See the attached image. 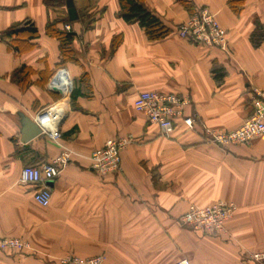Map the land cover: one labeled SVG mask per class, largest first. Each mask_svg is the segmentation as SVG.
I'll return each mask as SVG.
<instances>
[{
  "label": "crops",
  "instance_id": "0c3cea01",
  "mask_svg": "<svg viewBox=\"0 0 264 264\" xmlns=\"http://www.w3.org/2000/svg\"><path fill=\"white\" fill-rule=\"evenodd\" d=\"M44 1L0 0V237L32 248L0 250V264L99 255L106 264H176L184 257L192 264H244L264 252V136L229 148L205 136L206 129H239L256 92L264 91V0H188L189 8L179 0H143L171 30L157 42L119 17V0H72L76 21L67 7ZM202 7L227 32V53L176 35ZM56 21L57 29L70 25L75 34L67 61L47 31ZM60 68L74 83L60 145L43 135L23 143L20 114L34 121L61 100L48 89ZM141 92L188 98L184 117L195 119V128L180 118L173 135H163L135 110ZM128 135L136 141L121 154V172L97 174L92 153ZM64 151L70 162L43 208L35 188L20 184L21 171ZM215 202L238 208L225 234L180 225L191 204Z\"/></svg>",
  "mask_w": 264,
  "mask_h": 264
},
{
  "label": "built area",
  "instance_id": "2783aa9c",
  "mask_svg": "<svg viewBox=\"0 0 264 264\" xmlns=\"http://www.w3.org/2000/svg\"><path fill=\"white\" fill-rule=\"evenodd\" d=\"M65 30L71 32L70 25H66ZM176 35L196 44L228 52V34L207 7L200 8L189 20L181 24L177 28ZM73 87V80L66 68L58 69L48 83L50 91L59 92L61 96L59 102L68 100ZM59 102L34 119L41 134L58 145L62 139L61 124L65 119L66 111L61 115L58 123L51 121L49 111ZM188 105L190 100L186 97L158 92H141L134 102L135 110L143 114L150 124L158 126L161 133L168 137L175 132V123L180 118L189 129L195 128V119L184 117V111ZM205 136L207 142L223 148L249 145L255 138L264 136V91L256 92L252 100V115L239 129L228 133L206 129ZM135 141L132 135L108 140L103 148L92 153L90 160L93 170L100 176L119 174L122 170L121 154ZM69 162L70 154L64 151L51 163L25 166L20 174V184L35 188L36 203L43 208H48L52 199L50 184L60 176ZM237 210L235 204L225 202H215L208 206L191 204L179 223L182 227L195 231L222 235L227 232V223ZM0 250L29 252L32 248L30 243L23 239L0 237ZM106 260L105 255L91 258L66 256L59 260V264H106ZM176 264H192V262L184 257ZM244 264H264V252L250 254Z\"/></svg>",
  "mask_w": 264,
  "mask_h": 264
},
{
  "label": "trees",
  "instance_id": "16d2710c",
  "mask_svg": "<svg viewBox=\"0 0 264 264\" xmlns=\"http://www.w3.org/2000/svg\"><path fill=\"white\" fill-rule=\"evenodd\" d=\"M69 0H45V5L48 8H65ZM183 2L188 8V0H179ZM121 11L119 17L128 23H138L139 26L145 31L147 37L157 42L165 39L170 35L171 30L165 26L161 19L150 11L144 4L143 0H119ZM95 23V18H92L89 22V26ZM58 21L49 23L47 27L48 34L51 37L57 38L60 42V48L64 56V61L69 60L71 55V45L75 38L73 32H63L57 29ZM19 32L18 30H12L7 35ZM215 78L220 83L222 77L215 71ZM74 84V83H73ZM74 97V92L72 98Z\"/></svg>",
  "mask_w": 264,
  "mask_h": 264
},
{
  "label": "water",
  "instance_id": "95a60500",
  "mask_svg": "<svg viewBox=\"0 0 264 264\" xmlns=\"http://www.w3.org/2000/svg\"><path fill=\"white\" fill-rule=\"evenodd\" d=\"M67 8H68L71 21H76L78 19L77 10L72 0H69L67 2ZM54 93L59 94V92L56 90L54 91ZM20 116L22 118V125H23V130H22V137H23L22 142L23 143H28L34 138L42 135L40 128L33 120H31L30 118L26 117L23 114H20ZM51 185L52 184H50V186Z\"/></svg>",
  "mask_w": 264,
  "mask_h": 264
},
{
  "label": "bare ground",
  "instance_id": "6f19581e",
  "mask_svg": "<svg viewBox=\"0 0 264 264\" xmlns=\"http://www.w3.org/2000/svg\"><path fill=\"white\" fill-rule=\"evenodd\" d=\"M67 100L59 102L54 108L49 111V117L54 123H58L61 115L67 110Z\"/></svg>",
  "mask_w": 264,
  "mask_h": 264
}]
</instances>
